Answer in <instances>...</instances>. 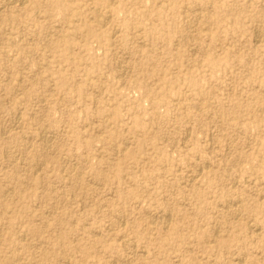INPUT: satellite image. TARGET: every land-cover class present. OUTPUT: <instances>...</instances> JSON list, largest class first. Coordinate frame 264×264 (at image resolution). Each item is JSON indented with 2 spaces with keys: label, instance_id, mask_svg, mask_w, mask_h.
Returning <instances> with one entry per match:
<instances>
[{
  "label": "rangeland",
  "instance_id": "rangeland-1",
  "mask_svg": "<svg viewBox=\"0 0 264 264\" xmlns=\"http://www.w3.org/2000/svg\"><path fill=\"white\" fill-rule=\"evenodd\" d=\"M124 263L264 264V0H0V264Z\"/></svg>",
  "mask_w": 264,
  "mask_h": 264
},
{
  "label": "bare ground",
  "instance_id": "bare-ground-1",
  "mask_svg": "<svg viewBox=\"0 0 264 264\" xmlns=\"http://www.w3.org/2000/svg\"><path fill=\"white\" fill-rule=\"evenodd\" d=\"M133 1V0H132ZM165 1V0H164ZM23 4V3H22ZM65 4V3H64ZM116 5V4H115ZM188 6V5H187ZM198 9V8H197ZM183 11V10H182ZM103 14V13H102ZM198 15V14H197ZM125 18V17H124ZM183 18V17H182ZM102 19V18H101ZM108 20V19H107ZM110 22V21H109ZM107 23V22H106ZM107 27V26H106ZM137 27V26H136ZM117 28V27H116ZM117 31H118V29H117ZM97 34H99V33H97ZM176 40V39H175ZM189 40V39H188ZM175 42V41H174ZM141 44V43H140ZM111 49V48H110ZM84 63V62H83ZM87 64V63H86ZM85 64V65H86ZM119 66V65H118ZM142 68V67H141ZM100 74V73H99ZM99 76V75H98ZM62 77V76H61ZM105 77V76H104ZM105 80V79H104ZM108 81V80H107ZM87 84V83H86ZM77 86H78V83H77ZM65 87V86H64ZM81 87V86H80ZM103 91V90H102ZM116 93V92H115ZM16 116V115H15ZM53 123V122H52ZM51 123V124H52ZM215 124V123H214ZM14 125V124H13ZM46 139V138H45ZM48 143V142H47ZM198 158V157H197ZM43 161V160H42ZM42 164V163H41ZM66 164V163H65ZM219 204V203H218ZM236 216H237V214H236ZM168 223V222H167ZM166 225V224H165ZM217 228V227H216ZM24 236V235H23ZM170 240V239H169ZM133 246H134V244H133ZM135 251V250H134ZM69 260V259H68ZM125 260V259H124ZM69 262V261H68ZM114 262V261H113ZM125 264V263H124Z\"/></svg>",
  "mask_w": 264,
  "mask_h": 264
}]
</instances>
